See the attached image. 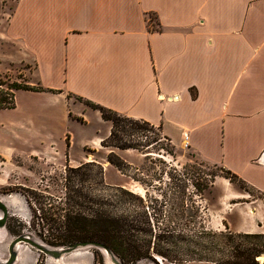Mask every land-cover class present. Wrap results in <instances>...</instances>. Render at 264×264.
<instances>
[{"label":"crops","instance_id":"0c3cea01","mask_svg":"<svg viewBox=\"0 0 264 264\" xmlns=\"http://www.w3.org/2000/svg\"><path fill=\"white\" fill-rule=\"evenodd\" d=\"M8 24L37 56L36 85L51 90L22 91L53 97L71 119L91 109L81 97L146 120L264 193V0H17ZM247 199L225 188L217 204H230L236 231L264 232V201ZM87 262L74 250L41 264Z\"/></svg>","mask_w":264,"mask_h":264},{"label":"rangeland","instance_id":"374dc122","mask_svg":"<svg viewBox=\"0 0 264 264\" xmlns=\"http://www.w3.org/2000/svg\"><path fill=\"white\" fill-rule=\"evenodd\" d=\"M16 2L17 0H0V81L36 85L35 63L32 59H36L37 56L23 35H18L8 24ZM72 98L83 103L79 98ZM66 110L64 104L53 97L22 90L15 93L13 109L0 110V155L4 160L0 198L8 206V217L5 226L2 227L5 234L0 238V260L7 258L8 244L16 236L8 231L7 224L20 230L21 222L24 228L19 234L30 233L41 241L31 232L29 222L32 214L24 199L23 188L35 192L30 202L35 215L38 216L40 206L48 208L51 204L65 201L63 177L65 168L69 165L78 166L87 161H95L102 165L103 180L108 185L97 184L95 180L90 181L88 184L93 188V193L111 195L114 190L109 186H121L143 197L147 192L146 204L151 212L153 211L151 206L157 209L154 212L158 216L156 218L158 222L189 226L200 222L216 232L228 230L233 234L264 235V232L236 231L235 229L240 227V222L231 213L230 204L223 205L221 210L217 204L225 188H233L245 194L247 200H263V195L259 191H251L250 195L238 184L217 175L212 185L198 196L194 192L191 180L197 176L202 179L206 177L205 173L215 170L213 164L204 162L184 146L179 148L172 146L171 153L166 152L161 147L167 143L165 139L153 142L144 149V153L133 149L103 147L100 142L96 145L98 139H103L108 134L110 123L103 121L98 113L91 109L82 114L81 111L78 113L83 117V122L69 118ZM71 112L75 113L72 110ZM109 151L116 153L128 165L124 173L106 161ZM91 171L94 173L96 167L93 166ZM185 179L189 180L183 188L184 200L183 205H180L176 198L179 189L171 183ZM223 180L227 182L224 184L230 186L220 183L224 182ZM227 219H231L235 223L234 226L229 227ZM209 240L211 237L207 242ZM213 241L215 247L213 254L216 257L229 256L228 250L233 243H240L242 247L253 245L264 250V236L213 238ZM29 250L39 255L37 263L41 264L44 258H49L27 244H21L17 257L26 256ZM94 250L93 247L76 249L86 255H92L93 264H98L99 261L102 264H113L100 250L98 254ZM255 259L261 264L264 261V252L259 253ZM136 264L211 263L207 261L173 263L161 256H155L153 259H141Z\"/></svg>","mask_w":264,"mask_h":264},{"label":"trees","instance_id":"16d2710c","mask_svg":"<svg viewBox=\"0 0 264 264\" xmlns=\"http://www.w3.org/2000/svg\"><path fill=\"white\" fill-rule=\"evenodd\" d=\"M17 90L51 91L40 85L0 81V110L15 107ZM77 98L85 106L97 110L101 119L110 123L108 134L100 141L101 146L124 150L133 149L144 153V149L150 144L165 139L167 143L161 147L171 153L173 145L170 140L161 134L158 127L148 121L121 114L81 97ZM77 120L83 122L82 118H77ZM106 161L122 173L128 167L113 151L108 152ZM93 166L96 167L94 173L91 171ZM212 166L215 170L205 173L206 177L202 179L197 176L191 180L194 192L198 196L212 185L217 175L227 178L231 183L238 184L250 195H252L251 191H259L233 171L217 164ZM63 177L65 201L51 204L48 208L40 206L38 216L35 215L30 202L35 192L29 188H23L24 199L32 214L29 222L31 232L48 245L65 246L77 241L100 242L108 247L122 264H136L141 259H153L155 256H161L173 263L207 261L211 264H259L255 258L259 253L264 252L253 245L242 247L240 243L232 242L228 250L229 256L216 257L213 254L215 250L213 238H256L264 235L260 233L233 234L228 230L216 232L200 222L192 226L158 222L156 219L158 216L154 212L157 209L151 206L153 209L151 212L146 204L147 192L143 197L121 186H109L114 190L111 195L93 193V188L88 184L90 181L95 180L97 184H105L103 167L95 161L83 162L74 167L67 166ZM187 180L189 179L171 183L179 189L176 198L180 205H183V188L187 185ZM260 193L264 200V193ZM19 227L22 230L24 224L20 222ZM7 229L16 235L20 231L9 224H7ZM209 237L211 240L207 242ZM94 251L98 254L99 250L95 248ZM98 264L102 262L99 261ZM261 264H264V261Z\"/></svg>","mask_w":264,"mask_h":264},{"label":"water","instance_id":"95a60500","mask_svg":"<svg viewBox=\"0 0 264 264\" xmlns=\"http://www.w3.org/2000/svg\"><path fill=\"white\" fill-rule=\"evenodd\" d=\"M8 217V206L0 198V228L5 226L6 220ZM27 244L44 255L53 258L59 259L62 255L72 252L76 249L93 247L98 250H103L109 257V261L113 264H122L119 259L111 252V250L100 242L96 241H77L70 243L65 246L60 247H51L41 241H38L30 233H21L16 235L8 244V256L4 260H0V264H14L17 260L18 255V245Z\"/></svg>","mask_w":264,"mask_h":264},{"label":"bare ground","instance_id":"6f19581e","mask_svg":"<svg viewBox=\"0 0 264 264\" xmlns=\"http://www.w3.org/2000/svg\"><path fill=\"white\" fill-rule=\"evenodd\" d=\"M13 199H14V198H13ZM6 201H7V199H6ZM11 202H12V201H11ZM4 234H5L4 230H3L2 228H0V238H1ZM20 246H21V245H18V250H19ZM101 253L109 259L108 255L105 253V251L101 250ZM110 262H111V261H110ZM111 263H112V262H111ZM87 264H88V262H87Z\"/></svg>","mask_w":264,"mask_h":264},{"label":"built area","instance_id":"2783aa9c","mask_svg":"<svg viewBox=\"0 0 264 264\" xmlns=\"http://www.w3.org/2000/svg\"><path fill=\"white\" fill-rule=\"evenodd\" d=\"M186 145H187V143L185 142V143H184V147H186Z\"/></svg>","mask_w":264,"mask_h":264}]
</instances>
